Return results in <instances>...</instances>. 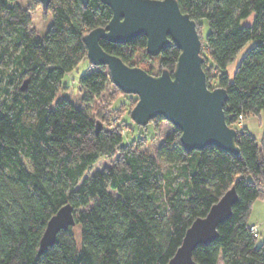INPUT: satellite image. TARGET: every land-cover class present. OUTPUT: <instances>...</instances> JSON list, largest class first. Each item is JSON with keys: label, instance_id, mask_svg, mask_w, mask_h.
I'll return each instance as SVG.
<instances>
[{"label": "trees", "instance_id": "1", "mask_svg": "<svg viewBox=\"0 0 264 264\" xmlns=\"http://www.w3.org/2000/svg\"><path fill=\"white\" fill-rule=\"evenodd\" d=\"M178 1L197 22L209 87L215 81L227 89L226 118L238 130L240 154L217 146L187 151L174 126L157 152L169 165L163 171L120 129L103 127L67 97L56 100L65 75L89 60L84 36L108 24L111 8L100 0H52L42 6L53 19L40 35L30 29L29 9L0 0V264H168L193 221L232 187L238 194L232 214L193 258L199 264H264V240L249 224L254 203L264 199V134L258 141L238 125L241 115L244 121L264 114V0ZM251 41L231 79L229 64ZM100 42L131 66L143 67L139 52L149 61L158 58V72H173L181 53L172 43L151 56L144 35L129 43ZM91 65L80 77L84 101L112 83L107 66ZM104 157L116 158L84 177ZM67 203L76 224L40 253L48 221Z\"/></svg>", "mask_w": 264, "mask_h": 264}, {"label": "water", "instance_id": "2", "mask_svg": "<svg viewBox=\"0 0 264 264\" xmlns=\"http://www.w3.org/2000/svg\"><path fill=\"white\" fill-rule=\"evenodd\" d=\"M48 8L52 0H39ZM87 5L90 0H81ZM112 10L106 26L95 27L85 36L88 58L93 65H105L111 81L126 94L138 96L131 109V118L140 126L158 116L181 129L185 150H201L217 146L240 154L238 130L228 124L224 87L210 88L203 68L202 39L197 22L183 12L178 0H100ZM147 37V52L158 56L174 43L181 51L173 72L164 69L151 74L140 66L128 65L115 54L106 51L100 40L129 43L137 37ZM25 81L22 89L26 88ZM238 201L235 187L228 190L205 217L193 221L181 246L168 264H199L193 258L194 249L218 236V226L232 214ZM76 224L72 204L62 206L48 221L40 241L44 253L56 241L58 233Z\"/></svg>", "mask_w": 264, "mask_h": 264}, {"label": "rangeland", "instance_id": "3", "mask_svg": "<svg viewBox=\"0 0 264 264\" xmlns=\"http://www.w3.org/2000/svg\"><path fill=\"white\" fill-rule=\"evenodd\" d=\"M17 2L24 8L30 10L32 22L30 29L43 35L52 23V14L45 13L39 0H17ZM252 18L246 19L244 23H250ZM200 29L202 34L206 37L209 32V25L207 20H204ZM254 44V41L249 42L237 55L235 61L231 62L227 68V72L232 79L234 72L245 53ZM142 53L137 55L138 64L143 67H154V72H158V58L149 61L142 57ZM142 67V68H143ZM94 67L88 59L82 60L75 69L65 75L62 80V86L58 92L56 100L67 97L75 105L85 109L87 113L100 120L103 127L117 128L123 133L125 141L131 145H140V149L148 152L150 155L158 159L163 171L169 167L168 163L158 157V149L165 142L166 135L173 130L174 125L167 120L163 122H156L152 120L148 126L137 125L130 116V110L133 108L137 95L122 93V91L113 83L107 86V89L99 97H95L90 101H84V92L80 87V77L82 74L90 72ZM217 70H213L215 73ZM213 86H217V82L213 81ZM245 124L254 136L261 140L264 134V114L259 116H249L245 119ZM116 157H104L100 159L84 177H91L97 170H103L110 166ZM253 205L249 221L256 223L254 226L259 234L260 240H264V202L257 200ZM75 231L79 232V227H75ZM219 264H222L220 261Z\"/></svg>", "mask_w": 264, "mask_h": 264}, {"label": "built area", "instance_id": "4", "mask_svg": "<svg viewBox=\"0 0 264 264\" xmlns=\"http://www.w3.org/2000/svg\"><path fill=\"white\" fill-rule=\"evenodd\" d=\"M238 125L239 126H242L243 125V116L242 115L240 116ZM251 230L254 233V235H258L259 234L258 230L254 226H251Z\"/></svg>", "mask_w": 264, "mask_h": 264}, {"label": "crops", "instance_id": "5", "mask_svg": "<svg viewBox=\"0 0 264 264\" xmlns=\"http://www.w3.org/2000/svg\"><path fill=\"white\" fill-rule=\"evenodd\" d=\"M243 125L246 126V124H245V119H244V121H243ZM260 200H262V201L264 202V199H260ZM254 205H255V204H254ZM255 223H256L255 221H253V222H250V221H249V224H250V225H252V224L254 225Z\"/></svg>", "mask_w": 264, "mask_h": 264}]
</instances>
